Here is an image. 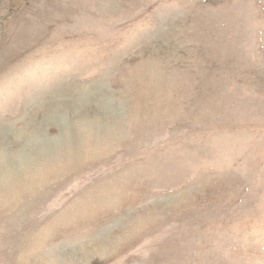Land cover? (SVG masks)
<instances>
[{
	"label": "rangeland",
	"instance_id": "1",
	"mask_svg": "<svg viewBox=\"0 0 264 264\" xmlns=\"http://www.w3.org/2000/svg\"><path fill=\"white\" fill-rule=\"evenodd\" d=\"M0 264H264V0H0Z\"/></svg>",
	"mask_w": 264,
	"mask_h": 264
}]
</instances>
